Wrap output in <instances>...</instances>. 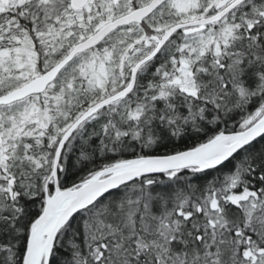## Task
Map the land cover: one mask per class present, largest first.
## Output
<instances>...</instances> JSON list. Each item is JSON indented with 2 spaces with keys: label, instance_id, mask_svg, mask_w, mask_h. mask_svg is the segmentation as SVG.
Returning <instances> with one entry per match:
<instances>
[{
  "label": "snow or ice",
  "instance_id": "6c2138e0",
  "mask_svg": "<svg viewBox=\"0 0 264 264\" xmlns=\"http://www.w3.org/2000/svg\"><path fill=\"white\" fill-rule=\"evenodd\" d=\"M0 264H264V0H0Z\"/></svg>",
  "mask_w": 264,
  "mask_h": 264
}]
</instances>
